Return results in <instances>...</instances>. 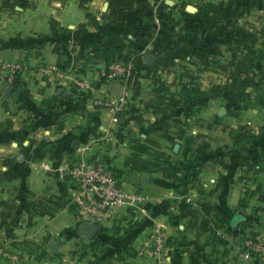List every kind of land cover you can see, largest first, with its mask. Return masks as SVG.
I'll return each mask as SVG.
<instances>
[{
	"label": "crops",
	"instance_id": "obj_1",
	"mask_svg": "<svg viewBox=\"0 0 264 264\" xmlns=\"http://www.w3.org/2000/svg\"><path fill=\"white\" fill-rule=\"evenodd\" d=\"M24 1L26 8L0 1V61L21 64L18 83L0 72V245L20 253L22 264H129L139 261L142 239L160 229L168 239L163 264H252L240 252L247 238L264 235V201L254 196L243 207L240 198L242 176L264 184V110L226 93L158 104L160 82L152 75L133 87L106 72L132 52L139 34L141 73L150 65L144 52H185L196 42L191 61L158 69L170 91L180 90L181 71L196 75L201 88L224 83L238 46L264 49V0H141L115 18L108 0L86 7ZM40 63L85 76L94 89L42 78ZM246 71L264 73V58L247 62ZM125 84L127 102L115 119L111 106L95 100L119 96ZM243 130L259 133L243 147L252 166L227 153ZM82 157L104 158L125 187L148 196L99 224L91 239L79 233L87 218L70 200L71 179L57 172Z\"/></svg>",
	"mask_w": 264,
	"mask_h": 264
},
{
	"label": "built area",
	"instance_id": "obj_2",
	"mask_svg": "<svg viewBox=\"0 0 264 264\" xmlns=\"http://www.w3.org/2000/svg\"><path fill=\"white\" fill-rule=\"evenodd\" d=\"M21 64L16 61H0V72L6 71L9 82H12L19 73ZM131 62L116 59L108 64L107 78H122L125 83L133 72ZM37 72L41 77H49L58 84H70L83 91H91L94 85L87 77H79L65 69L54 67L46 63L37 65ZM128 86L125 84L119 96H105L97 98L96 104L111 106L114 118L122 112L127 102ZM87 148V147H86ZM49 168L48 162L43 164ZM61 178L67 176L71 179L70 200L75 208L82 212L87 221L98 224L114 220L119 210L124 206L138 207L147 195L139 189H130L124 186L117 173L104 158L93 159L82 157L75 163H62L57 167ZM186 201L192 202L190 195L185 196ZM168 239L160 229L144 237L141 241L138 262L129 264H163L162 252ZM246 248L240 252L244 258H249L254 264L256 259L264 260V235L249 237L245 240ZM23 256L11 251L7 244L0 245V264H22Z\"/></svg>",
	"mask_w": 264,
	"mask_h": 264
},
{
	"label": "trees",
	"instance_id": "obj_3",
	"mask_svg": "<svg viewBox=\"0 0 264 264\" xmlns=\"http://www.w3.org/2000/svg\"><path fill=\"white\" fill-rule=\"evenodd\" d=\"M6 1L11 8L21 6L23 8L28 7L30 4L24 0H0ZM91 0H79L81 7H86L87 3ZM109 4V16L111 18L117 17V14L125 11L132 10L141 6V0H108ZM146 33H149L147 31ZM264 34V29L262 31ZM140 35H135V46L131 53L124 54L121 59L125 62H131L134 66L131 76L128 78V82H131L133 87H138L139 77L143 74L145 76L154 77L155 81L160 82L157 88L158 99L157 103L168 98L170 101L175 100L177 103L183 105H189L195 103L200 96L223 94L226 93L230 97H233L243 102L244 107L252 105H258L264 110V73L259 72L250 74L246 71L247 62L254 58H264V49H256L254 43H246L241 47L238 46L237 51H233L231 59V68L229 70L228 77L224 83H212L207 88H201L200 83L197 82V76L191 73L179 72L176 74V78L179 79L180 90L178 92H172L169 90V84L157 75L158 69H168L170 66L179 65L182 67L183 61H191L192 57V45L196 44L192 41L191 48L185 52L177 48H168L163 50L162 53H154L155 60L148 67L144 68L141 73L139 59L142 57L141 49L138 46L140 41ZM20 74H16L13 83L19 82ZM178 95V96H177ZM141 118H137V122H141ZM264 128V125L260 127V130ZM259 133L255 134L250 130H243L233 136V141L230 149L227 153H238L239 165L252 166L251 160L246 156L243 151V147L252 144L257 139ZM245 189L240 198V205L245 207L249 205L251 197L257 196L261 201H264V184L258 176L244 177ZM259 209H263L259 207Z\"/></svg>",
	"mask_w": 264,
	"mask_h": 264
},
{
	"label": "water",
	"instance_id": "obj_4",
	"mask_svg": "<svg viewBox=\"0 0 264 264\" xmlns=\"http://www.w3.org/2000/svg\"><path fill=\"white\" fill-rule=\"evenodd\" d=\"M109 4V2H107ZM144 60L147 62V64H152L155 60V55L150 54L149 52H144L143 54ZM12 88V84L7 85L6 92L9 93ZM59 92H64V87L61 86L59 88ZM222 110H224V107H222ZM239 214H236L235 221L238 219ZM99 229V224L91 221H84L79 226V233L84 234L87 238L91 239L96 236V233ZM235 233H237V228L234 230ZM51 246L53 247V243H51Z\"/></svg>",
	"mask_w": 264,
	"mask_h": 264
},
{
	"label": "rangeland",
	"instance_id": "obj_5",
	"mask_svg": "<svg viewBox=\"0 0 264 264\" xmlns=\"http://www.w3.org/2000/svg\"><path fill=\"white\" fill-rule=\"evenodd\" d=\"M211 81V80H210Z\"/></svg>",
	"mask_w": 264,
	"mask_h": 264
}]
</instances>
